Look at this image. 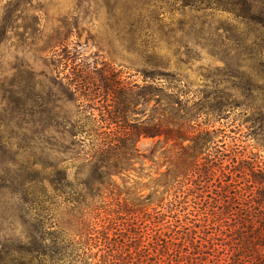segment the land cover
<instances>
[{"label": "rangeland", "instance_id": "rangeland-1", "mask_svg": "<svg viewBox=\"0 0 264 264\" xmlns=\"http://www.w3.org/2000/svg\"><path fill=\"white\" fill-rule=\"evenodd\" d=\"M68 52L91 68L108 65L132 86L149 84L148 76V82L186 101L192 114L206 108L218 112L217 118L198 117L204 127L212 120L216 131L197 158L205 176L191 171L177 177L164 202L184 194L194 206L200 197L207 224L219 229L217 242L227 248L243 244L250 234L233 230L239 204L232 206V220L213 198L234 164L254 158L264 166V0H0V242L22 237L34 222L31 211L44 216L52 230L76 228L81 214L75 198L100 192L96 208L86 215L92 237L84 231V251L93 262L113 249L125 264H140L144 246L175 223L166 208L142 200L173 168L179 149L162 138L142 137L130 169L96 173L100 136L80 135L83 127L76 121L81 116L97 132H108L100 116L106 102L70 99L72 68L58 58ZM158 70L161 75H155ZM157 105L155 97L134 103L130 118L141 122ZM237 168L232 177L240 181L244 168ZM96 176L102 185H96ZM258 209L253 213L263 210ZM206 222L197 231L203 232ZM72 233L64 241H49L48 254L62 247L66 255L81 254L75 242L83 238ZM263 251L247 259L261 262Z\"/></svg>", "mask_w": 264, "mask_h": 264}, {"label": "trees", "instance_id": "trees-1", "mask_svg": "<svg viewBox=\"0 0 264 264\" xmlns=\"http://www.w3.org/2000/svg\"><path fill=\"white\" fill-rule=\"evenodd\" d=\"M57 43V46H62L64 51L66 50L67 46L61 42ZM69 55L68 52L67 55H58V58L61 65L72 68L66 89L70 99L74 100V96H76L77 99H83L89 103L98 104L97 101L101 99L104 103L106 102L100 105V109L102 107L100 116L102 121H105L109 126L106 127L109 128L108 132H97L89 125V122L83 121L81 116H78L76 121L83 127L80 135H83L82 132L88 131L89 136H100L101 142L94 151L97 155V161L94 164L96 173H99L98 171L101 169L109 168L130 169L132 159L140 151L138 142L142 137L162 138L165 143H171L172 146L179 149L175 160L171 162L173 168L163 172L160 179H157L156 190L147 195L144 201L142 200L148 205L156 204L161 208H166L170 213L169 216L175 219V223L170 224L164 234L157 235L149 246H144L142 249L143 260L140 261V264H264V259H261V262L247 259L248 254H258L264 250V166L259 164L256 159L242 160L244 162L242 166L234 164L227 175L224 188L221 186V191L216 193V197L213 198L215 204H220L218 209L223 208L222 213H227L229 216L230 214L235 215L232 206L235 203L239 204L237 216L234 217L236 222L233 230L242 235L250 234L246 235L243 244L235 242L227 248L226 243L219 244L217 242L219 229L217 228L218 230L215 231L207 224L209 213L203 211L204 206L200 205L201 199L198 200L200 197H197L193 202L194 206L187 204L184 194L176 195L164 202L167 195H171L169 188L177 177H186L191 171L194 174L205 176L197 158L205 148H208L216 131L213 129L212 120L204 122V127L202 123L198 122V117L201 113H205L208 117L214 115L217 118L218 112L206 108L203 112L192 114L191 110L187 108L186 101L180 97L175 98L174 92H170V88L159 86L151 80L148 82V76H144V82L149 84L132 86L121 77L120 72L108 65L91 68L86 62H75L77 59H81L77 56L78 54ZM156 73L155 75H161V70ZM153 97L156 98L158 104L154 109L156 113L149 115L141 122L132 121L130 118L133 111L132 104H139L141 101L148 103ZM225 155L222 154L221 163H223ZM232 162H236V158H233ZM229 167L231 166L227 165L224 169H229ZM237 167L244 168L240 172L242 175H239L240 181L232 177V173L238 171ZM248 170L249 172H247ZM110 178L112 175H109ZM66 179L67 175H65ZM94 179L96 185L104 183L98 176ZM34 181L31 179L28 184H32ZM247 184L256 189L257 195H254L252 189L250 191L246 189ZM161 187H164L165 190L161 191L159 189ZM194 193L199 194L198 192ZM191 194L193 195V193ZM100 196V192L78 194L75 202L78 204L77 210H80L81 215H77L79 220L76 222V228L73 229L64 227L59 228L58 231L52 230V225H49L44 216L37 212H29L28 217L34 222L28 223L27 230L22 232L23 236L14 238L10 243L0 242V264H125V258H122L118 252H113V249L94 262L93 258L87 255V251H84L87 241H84L86 238L83 234L87 226L90 225L86 215L89 210L96 208L93 207L97 201L95 197ZM249 198L252 202L248 201ZM89 200L90 202H88ZM142 202L141 205H143ZM257 206L259 209H263L258 214L253 213V209H256ZM198 215H202V217L197 218ZM231 219L233 220V217ZM202 221L206 222L207 226L203 232H199L197 227ZM111 222L109 220L108 223ZM70 231L74 236L83 238L75 242L78 246L77 251L83 248V252L77 253V255L74 252L73 255L72 253L66 255L65 252H62V247L56 254L49 255L47 252L50 250L48 242L58 239L64 241L67 236H70ZM86 234L91 235L88 230ZM52 235L54 237H51ZM219 246H222V249ZM242 248L244 249L242 250ZM74 249L76 250V248ZM218 255L222 256L218 257ZM261 255L264 256V251ZM255 259L258 261V256ZM119 261L121 262L119 263Z\"/></svg>", "mask_w": 264, "mask_h": 264}]
</instances>
